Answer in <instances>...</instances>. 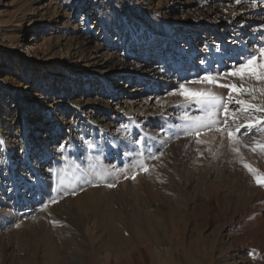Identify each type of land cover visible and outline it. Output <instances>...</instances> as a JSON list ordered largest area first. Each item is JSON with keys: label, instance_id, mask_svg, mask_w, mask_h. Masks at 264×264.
<instances>
[{"label": "rangeland", "instance_id": "rangeland-1", "mask_svg": "<svg viewBox=\"0 0 264 264\" xmlns=\"http://www.w3.org/2000/svg\"><path fill=\"white\" fill-rule=\"evenodd\" d=\"M88 1L0 0V154L5 161L14 147L23 155L21 169L26 170L17 167L16 175L31 171L33 163L41 170L29 177L34 194L31 201L21 200V206L0 178V192L8 194L6 201L0 199V264H70V255L91 254L92 264H120L105 244L94 251L89 242H82L84 248L73 242L76 234L87 233L70 222L88 214L80 212L83 193L101 189L103 199L108 189L121 199L122 185L132 192L131 203L138 194L157 216H167L168 223L158 224L160 231L154 224L159 236L165 232L162 247L177 254L175 264H264V206L252 201L264 185L256 184L244 166L264 172V152L241 147V162L228 138L215 131H202L200 139L207 143H196L181 129L185 111L198 115L199 106L169 95L205 72L229 70L248 54L247 40L248 46H258L262 35L254 38L243 22L233 20V12L243 16L248 10H231L233 0ZM239 29L246 32L242 40L234 38ZM102 64V76L89 73ZM121 69L132 73L122 83L132 85L133 92L117 97L100 83L104 78L117 83ZM80 96L89 98L87 109L92 106L94 115L62 124L61 115L75 119ZM58 100L62 107L54 110ZM64 103L68 109L63 112ZM48 115L51 124L45 123L39 134L51 144L27 155L23 130L28 127L33 140V129ZM160 153L158 160L150 159ZM140 160L148 172L134 166ZM45 170L47 182L41 180ZM51 199L58 202L51 204ZM211 199L212 210L207 206ZM45 204L62 210L45 214ZM126 209L135 211L132 204ZM133 243L134 259L140 258L134 264H149L151 244Z\"/></svg>", "mask_w": 264, "mask_h": 264}, {"label": "bare ground", "instance_id": "bare-ground-1", "mask_svg": "<svg viewBox=\"0 0 264 264\" xmlns=\"http://www.w3.org/2000/svg\"><path fill=\"white\" fill-rule=\"evenodd\" d=\"M92 1L93 0H89L88 3L90 4V3H92ZM253 2H254V0H241V3L237 4L236 0H233V4H231L230 9L233 11L238 10L239 12H241L242 9L248 10L247 15H243V16H241L242 14L239 16L240 13H234L233 12V20H236V21L239 20L236 23H240V21L243 22L244 24H242V26L244 25L245 27H247L248 30L250 31L249 33L252 34L254 38H256L257 36H259V38H260V36L262 35L261 40L258 41L256 39L258 42V45H260L264 41V1L263 0H255L257 6L251 7V4ZM245 35H246V32L244 31V29H239V30H237V35L236 36L234 35V38L242 40V39H244L243 36H245ZM234 41L236 43H238V41H236V40H234ZM250 41L251 40H249V41L247 40L246 43L249 44ZM243 42H245V41H243ZM247 44H245L246 46H244V47L248 51V53L251 51H254L257 48V47H255L256 45H254V47H253L252 44L249 46ZM105 67L106 66L104 64H102L98 71H89V73H92V74L97 73L98 75L102 76L103 73L106 72ZM121 73H122L121 76L124 78L122 79V77L120 76L119 81L117 83H114V81L110 78H104L103 82L100 83L103 85V87L106 90H108L110 88L112 90H114V91H112V93L117 97H118V95H120L123 92L126 94L133 92L132 85L126 84L125 86H123V83H122V81L125 78L130 79L132 77L131 76L132 73H130L126 69L125 70L121 69ZM120 79H122V80H120ZM128 82H129V80H128ZM89 86H91V85L89 84ZM136 90H138V89H136ZM60 97H59V99H60ZM112 100H114V99H112ZM59 101L60 100H58L57 102L54 101V102H56L55 103L56 106H54L55 109L53 108L54 110H57V107H62L60 105ZM71 101H73V100H71ZM123 101H121V102H123ZM92 102H93V100H92ZM115 102L118 103V100ZM72 103H74V102H72ZM89 103H90L89 98L86 99V98H83V96H80L79 100L76 101L77 109L75 110V113H74L76 116L75 119L67 118V117L65 118V116L61 115L60 120L62 121V124L71 125L72 123H79L80 120H83V121L87 120L89 118V116L94 115L95 110L93 109L92 106H89L87 109V106ZM64 105L66 106L67 103H64ZM50 109L51 108H49V107H45L46 111H49ZM62 109L64 112L68 108L66 106ZM17 111L19 113V110H17ZM46 114H47V112H46ZM50 117L51 116L48 115V117L45 119L46 120L45 122L42 120H40L38 122L36 128L33 129V132H34L33 140H30V138L28 137V134H29V131L27 130L28 127H26L23 130V133H22L23 136L21 139L22 140V148H24V146H25V149H26L25 151L27 152V155L34 156L37 154L36 152L38 150L41 151L42 148L47 150L48 146L51 144L49 142V139H47V137L43 136L44 138L43 137L41 138V136L39 134V132L42 129V126L43 127L45 126V123L51 124V121H50L51 118ZM15 118L16 117H14L13 119H15ZM26 121H27V119L23 118L20 121L21 125L23 126V124H25ZM54 123L56 124L57 121H55ZM0 131H1V129H0ZM1 139L2 138L0 137V140ZM0 146L3 147V145H0ZM4 146H6V145H4ZM15 149L16 148H14V147L11 148L10 156H7L8 158L5 161H4L5 156L0 154V178L4 180L3 186L1 185L3 188L5 185L10 186L11 189L9 188L10 190H8V192L10 193V196L13 198L15 205L21 206V200L26 199L27 201H31L32 196L34 194V190L30 185L31 181L29 180V177L33 173L34 174L40 173L41 170H40V167H36V165L33 163V167H32L31 171L27 169L26 172H23L24 170H26L25 168L21 169V164H24L23 163L24 157L22 154H18L17 152H15ZM17 167H20V169L23 170L20 172L19 175H16ZM45 171H46V173L42 174L41 180H43L44 182H47L46 180H47V177L49 176V174H48L47 170H45ZM121 189H122V193H121L122 196L120 195V197H121V199L123 198L122 199L123 201L119 198V196H117V197L111 196L113 193H111L108 189H106L105 194H104L105 197L103 199L100 196L101 194L98 193V192H100L101 189H92L91 192L89 190V192L87 191L79 197L80 200H84V202H85V204H79L80 212H84V214H85V212L87 211L88 214L87 215L85 214L84 216L81 215L82 217L79 215L80 217L78 216L76 218L74 216H72L73 218H75V220L72 223L70 222V224H71V227H73L74 229L76 228L80 232L87 233V236H85L83 234L82 235L76 234L75 236L73 235L74 236L73 238L75 239V241H73V242L79 241V244L81 246L82 245L84 246V244L82 242H89L91 244L92 250H94V251H95V249L97 250L103 244H105V246H108V249H110L112 252H115L114 253L116 256L115 258L120 259L119 261L122 260V262L120 264H134L135 260L140 261V258L135 257L137 259H134L135 252L132 249L135 247L133 245L135 243H133V242H146L148 245L151 244L150 245L151 248L149 250L150 251L149 259L151 260V262L150 261H148V262H150L151 264H175L178 261L177 254L171 249L163 248L161 245V243H163L162 240H163V235L165 232L163 233V230H162V232H161L162 235L159 236L157 233V230H156V226L158 224L164 225L165 223H168V222H166L167 216L163 212L160 213V216H157L151 210L150 205H146L140 200V197H138V194H137V196L134 197L133 202L131 203L130 197L132 195L131 194L132 192L130 191V189L127 190V188L123 185H122ZM36 190H37V187H36ZM0 193H1L0 199H3L6 201V196L8 194L3 193V192H0ZM133 193L136 195L135 192H133ZM263 194H264V188L257 189L256 194L254 196H252V201L255 202L257 204V206L260 207V209H261V207L263 208V206H264ZM119 199H120V201H119ZM118 201H119V203H118ZM116 204H119V209H117V207L115 206ZM129 204H132L134 206L135 211L129 212L126 209ZM213 204H215V201L211 199V201L207 203V206L209 207V209L212 210ZM60 210H62L60 205H57L56 207L48 206L46 209L44 208L43 213H45V214H50V213L53 214L54 213L55 214V213H58ZM65 210H66V206H65ZM262 218H263V212L261 211L259 214V219H262ZM261 221H263V220H261ZM154 222L157 225L154 224ZM161 225H160V227H162ZM158 227H159V225H158ZM160 227H159V231H160ZM140 232L146 233L147 237H143L142 234L139 235ZM56 244H58V243H56ZM83 246H82V248H84ZM58 247H59V244H58L57 248ZM125 248L127 249L126 252L123 251V249H125ZM50 251H52V250L50 249ZM78 252H81L82 254H84L83 249L78 250ZM54 253H55V251H54ZM58 253H59V250H58L57 254ZM55 256H57V255H55ZM136 256H138V255L136 254ZM46 258H47V256H46ZM93 258H94L93 254H91V256H85L84 258L83 257H74L73 258V255L72 256L70 255V257L68 258V262L70 264H92L91 261H93ZM61 261H59V262H61ZM94 261H95V259H94ZM100 261L102 262L101 257H99V259H98L99 263H100ZM57 264H59V263H57ZM113 264H117V263L114 262Z\"/></svg>", "mask_w": 264, "mask_h": 264}, {"label": "snow or ice", "instance_id": "snow-or-ice-1", "mask_svg": "<svg viewBox=\"0 0 264 264\" xmlns=\"http://www.w3.org/2000/svg\"><path fill=\"white\" fill-rule=\"evenodd\" d=\"M236 3L240 4L241 0H236ZM256 6L254 0L251 7ZM232 78L238 79L239 84ZM188 84L211 87H189ZM217 89H226L227 92L222 94ZM169 95H179L183 97L184 103L199 106L198 115H191L185 111L182 117L185 124L181 129L185 136L193 137L196 143H207L200 139L202 131H215L222 138L225 136L228 138L231 151L237 154L241 162H243L241 147L249 148L252 152L258 150L264 152V43L241 57L229 70L205 72L197 80L180 83ZM241 137L251 139L252 144L243 143ZM60 147L63 149L65 145L62 144ZM162 155L163 153L152 155L150 159L158 160ZM134 166L143 172L149 171V166L143 160L138 161ZM244 166L253 175L256 184L264 185V172L250 164ZM136 175L137 173H133L131 179L135 180ZM108 187L115 185L109 184ZM57 202L56 199L49 201L51 204ZM47 207L48 204L43 205V208ZM54 223L59 222L54 221Z\"/></svg>", "mask_w": 264, "mask_h": 264}]
</instances>
